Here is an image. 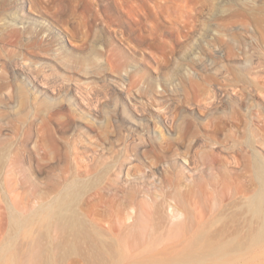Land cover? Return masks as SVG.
Wrapping results in <instances>:
<instances>
[{"label":"rangeland","instance_id":"1","mask_svg":"<svg viewBox=\"0 0 264 264\" xmlns=\"http://www.w3.org/2000/svg\"><path fill=\"white\" fill-rule=\"evenodd\" d=\"M17 1L0 0V25ZM252 1L28 0L30 9L25 10V24L18 27L31 29L33 34L24 35L19 43L0 40V85H10L1 91L0 99L8 94L10 103L17 105L11 111L0 107L3 117H7L1 121L4 126L0 130L4 132L0 133V149L8 151L0 175V208L6 212L8 203L13 207L7 171L14 169L27 188L43 186L46 174L40 173L25 156V147L31 149L26 142L32 137L31 143L45 157L42 137L49 125L59 138L70 143L74 139L81 151L97 139L103 143L99 138L103 130L120 150L124 132L144 140V130L157 128L160 140V128L171 146L160 152L159 141L154 137L155 148L162 155L156 172L165 174L164 163L168 162L179 172L183 183L203 180L216 186L212 197H204L206 193L200 197V207L208 205L207 218L208 210L220 204L222 192L229 195L237 186L247 187L251 194L256 188L250 169L255 155L248 142L264 157V13L258 15L256 10L253 14ZM256 1L258 7H264V0ZM35 39L48 49L47 53L33 43ZM54 44H60L67 55L73 56L67 64L70 68L61 67L64 61L55 54ZM30 62L38 71L43 67L52 79H66L71 87L78 84L97 106L80 103L75 88H56L54 94L49 91L55 99L50 112L58 110L61 119L58 118L71 124L64 130L56 129L59 122L50 118L43 97L31 96L28 103L21 105L17 102L16 83L28 81L40 95L48 91L39 82L26 79ZM11 67L16 79L10 73ZM125 95L138 98V112L143 113L146 108L143 117L136 114ZM156 100L175 105V121L169 127L157 110ZM114 113L117 120L112 117ZM186 127L191 129L183 135ZM190 151L197 155L199 165L197 170L186 172L182 168ZM40 163L47 169L53 161L47 157ZM149 180L158 183L157 179ZM202 224L195 222L190 231L196 232ZM170 227L162 224L158 236L166 239ZM176 244L175 240L166 239L159 247L172 251ZM170 251L127 255L121 263H169L177 258ZM213 262L209 259L205 264ZM62 264L87 262L72 256ZM228 264H264V243Z\"/></svg>","mask_w":264,"mask_h":264},{"label":"bare ground","instance_id":"2","mask_svg":"<svg viewBox=\"0 0 264 264\" xmlns=\"http://www.w3.org/2000/svg\"><path fill=\"white\" fill-rule=\"evenodd\" d=\"M252 2L250 10L253 14L256 10L258 15L264 13V7H258L256 0ZM27 3L28 0H18L12 6L10 15L5 16L0 25L1 41L19 43L24 35L33 34L31 29L18 27L25 24V10L27 7L30 9ZM33 43L39 46L42 53H47L48 49L37 39ZM52 46L58 59L64 61L61 67L70 68L67 64L71 63L73 56L67 55L60 44ZM9 69L16 79L14 67ZM24 75L30 82H39L48 91L40 95L37 87L31 86L28 81L16 83L18 104L28 103L31 96L34 99L43 97L50 118L59 122V128L56 129L64 130L71 124L60 120L58 110L50 112L55 99L49 96V91L54 94L56 88L68 91H74L75 88L80 103L86 107L97 106L78 84L71 87L66 79H52L43 67L38 71L32 62ZM9 87V83L0 85V93ZM124 97L136 114L143 117L146 108L140 106L144 108L143 113L138 112V98L131 95ZM158 102L157 110L162 113L163 122L169 127L175 121V105ZM0 107L11 111L17 105L10 103L7 94L4 99H0ZM123 112H126L125 103ZM88 115L91 118L93 116L91 113ZM112 117L117 120L116 113ZM4 119L7 117H3L0 111V128L4 126L1 123ZM49 126L42 137L45 157L42 158L38 146L31 143L32 137L26 142L31 145V149L25 147V156L35 163L40 173L46 174L43 186L27 188L25 180H20L13 173L14 169L7 171L8 193L13 207H9L8 203L6 212L0 208V264H62L72 256L81 258L87 264H122L121 260L127 255L169 253L170 248L159 247V243L166 239L177 242V247L170 251L175 253V260L169 263L152 260L130 264H205L209 259L214 261L212 264H228L232 259H239L263 245L264 157L250 141L248 146L255 155L250 169L256 188L251 194L247 187L242 189L237 186L232 188L229 195L222 192L219 194L220 204L208 210L207 218L208 205L207 208L200 207V197L205 193L207 196L204 197H212L216 186L203 180L197 184L183 183L179 172L168 162L164 163L165 174L156 172L161 163L160 152L171 146L160 128V140L157 128L144 130V140H138L134 133L124 132L123 149L120 150L103 130L99 132L103 143L97 139L81 151L74 139L70 143L59 138ZM189 129L186 127L183 135L189 134ZM3 132L0 130V133ZM154 137L159 141L160 152L155 148ZM34 149L35 154L31 152ZM7 155L8 151L0 149V175L4 171ZM47 157L53 164L45 169L40 162ZM198 165L197 155L190 151L182 169L186 172L195 171ZM151 178L157 179L158 183L149 180ZM206 218L208 220L204 221ZM195 222L204 223L196 232H191ZM165 223L171 226L166 239L158 236L160 226Z\"/></svg>","mask_w":264,"mask_h":264}]
</instances>
